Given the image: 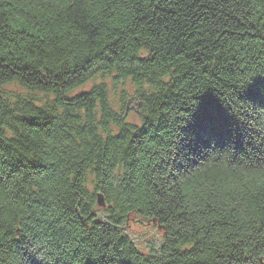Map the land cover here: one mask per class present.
Segmentation results:
<instances>
[{"label": "trees", "instance_id": "1", "mask_svg": "<svg viewBox=\"0 0 264 264\" xmlns=\"http://www.w3.org/2000/svg\"><path fill=\"white\" fill-rule=\"evenodd\" d=\"M0 264H264V0H0Z\"/></svg>", "mask_w": 264, "mask_h": 264}, {"label": "rangeland", "instance_id": "2", "mask_svg": "<svg viewBox=\"0 0 264 264\" xmlns=\"http://www.w3.org/2000/svg\"><path fill=\"white\" fill-rule=\"evenodd\" d=\"M100 81H104L109 90V98L113 102L114 108L118 109V102L121 101V94L126 93L127 97H124V113L125 119L130 123H138V106L137 101L130 102L129 96L134 93L135 86L130 81V79L118 80L117 83L113 82L112 77L109 74H96L95 77L88 80L81 87L76 89V92L88 90L94 84L99 83ZM8 90H14V86L6 87ZM123 94V96H125ZM43 96V95H42ZM126 231L133 237V240L136 241V244L140 249L145 248L147 245L152 244L153 241L158 239V235L160 231L157 229V225L150 222V220L141 219L139 216H132L130 220L126 223ZM159 231V233L157 232Z\"/></svg>", "mask_w": 264, "mask_h": 264}, {"label": "water", "instance_id": "3", "mask_svg": "<svg viewBox=\"0 0 264 264\" xmlns=\"http://www.w3.org/2000/svg\"><path fill=\"white\" fill-rule=\"evenodd\" d=\"M97 203L99 205H104V199L101 195H98V198H97Z\"/></svg>", "mask_w": 264, "mask_h": 264}]
</instances>
